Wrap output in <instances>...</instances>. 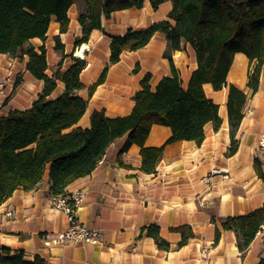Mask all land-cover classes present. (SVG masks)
<instances>
[{
    "label": "crops",
    "instance_id": "0c3cea01",
    "mask_svg": "<svg viewBox=\"0 0 264 264\" xmlns=\"http://www.w3.org/2000/svg\"><path fill=\"white\" fill-rule=\"evenodd\" d=\"M85 7L84 1L76 0L68 10L66 31H61V23L53 15L45 39L34 37L29 41L36 49L45 46L49 76L58 69L66 70L73 57L86 62L80 74L84 87L74 91L88 99L78 125L89 127L93 110L104 109L110 117L129 114L144 76L150 74L149 83L155 89L161 78L172 75L171 60L187 87L197 68L195 49L183 41L181 49L169 50L165 35L156 32L145 46L124 50L120 60L109 65L104 82L89 96V87L109 64L111 36L169 19L173 1L164 0L154 8L151 0H145L140 8L114 11L102 18L101 28L93 29L87 42L76 45L82 36L79 15ZM57 43H62L63 48H56ZM84 44L87 49L80 56L78 52ZM27 61V54L19 57L0 53V80L5 82L4 94L0 93V115L29 107L42 93L44 81L27 70ZM253 67L245 53L236 52L227 74V82L248 95L236 131L238 148L234 154L229 153L232 138L226 106L228 89L224 86L216 90L211 83H204L206 95L219 105L222 123L215 128L212 121L207 122L200 144L195 140L167 144L156 171L146 173L138 144L123 153L124 165L120 164L117 155L126 139L123 136L108 147L90 174L67 186V191L85 192L78 218L100 231L99 243L45 242V234L68 227L66 214L50 203L47 171L35 188L19 187L0 203V252L2 247H8L13 254L22 252L29 261L38 256L47 264H257L264 258V226L244 252L240 251L233 230H222L215 242L221 217L245 214L264 203V179L255 167L258 158L264 172V148L259 143L264 134V64L254 93L248 86ZM18 72L21 73L16 77ZM64 90L65 84L58 81L48 98L53 99ZM248 108L251 114L246 113ZM171 135L169 126L153 124L145 144L160 146ZM208 176L209 181H205ZM152 223L169 241V250L160 249L150 236L139 237L142 228ZM183 224L191 226L194 236L178 246L182 235L172 228Z\"/></svg>",
    "mask_w": 264,
    "mask_h": 264
},
{
    "label": "trees",
    "instance_id": "16d2710c",
    "mask_svg": "<svg viewBox=\"0 0 264 264\" xmlns=\"http://www.w3.org/2000/svg\"><path fill=\"white\" fill-rule=\"evenodd\" d=\"M76 0H0V53L22 57L27 54V70L44 81L42 93L25 109H13L0 115V203L17 188H35L48 171L50 194H63L67 186L79 177L90 174L118 138L126 136L118 152L122 155L132 144L141 148L142 169L156 171L165 146L179 140L201 143L205 137V124L212 121L219 128L222 118L219 105L209 98L204 83L218 90L228 89L227 112L230 121V154L238 148L236 131L244 116L242 111L248 95L240 87L227 82V74L236 52H243L254 67L249 74L248 86L252 93L259 87L264 64V0H172L169 19L154 23L144 29H129L123 35H112L110 61L99 78L89 87V96L106 79L109 65L120 60L124 50H137L145 46L156 32L165 35L169 50L182 48L186 41L195 49L197 68L184 87L171 60L172 75L160 79L155 89L149 83L150 74L141 81V89L134 94L135 105L124 116H107L104 109L93 110L90 126L78 125L85 114L88 99L75 95L84 87L80 74L86 62L73 57V63L64 71L58 69L53 76L46 73L47 53L44 45L36 49L29 41L34 37L45 39L51 17L61 23V31L69 25L68 10ZM85 10L79 15L82 36L76 45L89 40L93 29L101 28L102 18L112 12L140 8L145 0H82ZM164 0H151L154 8ZM173 22H172V21ZM56 48H63L57 43ZM65 90L49 99L57 82ZM153 124L169 126L172 135L160 146H147L146 139ZM255 167L264 179L260 160ZM264 226V203L255 210L220 218L215 230L218 242L222 230L237 234V245L244 252L257 232ZM181 233L178 246L185 245L194 232L189 224L172 228ZM152 237L158 247L170 249V243L160 235L155 223L142 228L139 237ZM0 264H47L41 257L33 261L23 253L13 254L2 247ZM257 264H264L261 258Z\"/></svg>",
    "mask_w": 264,
    "mask_h": 264
},
{
    "label": "built area",
    "instance_id": "2783aa9c",
    "mask_svg": "<svg viewBox=\"0 0 264 264\" xmlns=\"http://www.w3.org/2000/svg\"><path fill=\"white\" fill-rule=\"evenodd\" d=\"M83 59V58H81ZM5 82L0 80V93L4 94ZM251 114L250 108L246 111ZM260 146L264 148V134L260 138ZM210 177H205L209 181ZM85 192L83 190L67 191L63 194H50V203L52 207L62 210L68 220V227L54 234H45L44 239L47 244H65V243H92L100 242V231L83 223L78 218V210L82 206Z\"/></svg>",
    "mask_w": 264,
    "mask_h": 264
},
{
    "label": "bare ground",
    "instance_id": "6f19581e",
    "mask_svg": "<svg viewBox=\"0 0 264 264\" xmlns=\"http://www.w3.org/2000/svg\"><path fill=\"white\" fill-rule=\"evenodd\" d=\"M85 49H87V45H86V44H84V45L82 46V48L79 50L78 54H79L80 56H83V51H84Z\"/></svg>",
    "mask_w": 264,
    "mask_h": 264
},
{
    "label": "rangeland",
    "instance_id": "374dc122",
    "mask_svg": "<svg viewBox=\"0 0 264 264\" xmlns=\"http://www.w3.org/2000/svg\"><path fill=\"white\" fill-rule=\"evenodd\" d=\"M19 73H21V72H18L17 74H15V76L17 77L19 75Z\"/></svg>",
    "mask_w": 264,
    "mask_h": 264
}]
</instances>
